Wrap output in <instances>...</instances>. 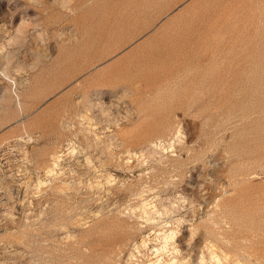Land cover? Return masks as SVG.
Masks as SVG:
<instances>
[{
	"label": "rangeland",
	"instance_id": "rangeland-1",
	"mask_svg": "<svg viewBox=\"0 0 264 264\" xmlns=\"http://www.w3.org/2000/svg\"><path fill=\"white\" fill-rule=\"evenodd\" d=\"M8 88L0 264H264V0H0Z\"/></svg>",
	"mask_w": 264,
	"mask_h": 264
},
{
	"label": "crops",
	"instance_id": "crops-1",
	"mask_svg": "<svg viewBox=\"0 0 264 264\" xmlns=\"http://www.w3.org/2000/svg\"><path fill=\"white\" fill-rule=\"evenodd\" d=\"M16 96L17 99L10 91V88H8L6 93L0 99V117H2L5 121H9L15 117L17 107L20 113L28 112V110L25 109V104L23 102V94L18 91Z\"/></svg>",
	"mask_w": 264,
	"mask_h": 264
},
{
	"label": "bare ground",
	"instance_id": "bare-ground-1",
	"mask_svg": "<svg viewBox=\"0 0 264 264\" xmlns=\"http://www.w3.org/2000/svg\"><path fill=\"white\" fill-rule=\"evenodd\" d=\"M2 152H3V151H2ZM8 152H9V151H8ZM3 154H5V153H3ZM6 154H7V153H6ZM1 157H2V156H1ZM12 158H13V157H12ZM1 159H2V158H1ZM10 159H11V158H9L8 156L4 158L5 162H7V163H8V162L11 163ZM11 160H12V159H11ZM13 160H14V159H13ZM15 162H16V161H15ZM3 163H4V162H3ZM7 163H6V164H7ZM10 163H9V164H10ZM12 163H13V162H12ZM4 164H5V163H4ZM12 166H13V165H12ZM12 166H11V167H12ZM5 167H6V166H5ZM9 167H10V166H9ZM11 167H10V168H11ZM7 168H8V167H7ZM168 240H169V239H168ZM146 241H147V240H146ZM165 245H166V244H165ZM160 251H161V250H160Z\"/></svg>",
	"mask_w": 264,
	"mask_h": 264
}]
</instances>
